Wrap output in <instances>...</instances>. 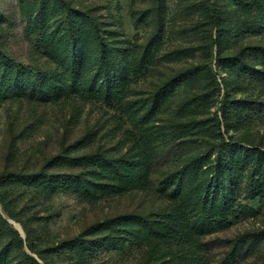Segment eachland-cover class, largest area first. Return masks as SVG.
I'll return each mask as SVG.
<instances>
[{
    "label": "rangeland",
    "instance_id": "374dc122",
    "mask_svg": "<svg viewBox=\"0 0 264 264\" xmlns=\"http://www.w3.org/2000/svg\"><path fill=\"white\" fill-rule=\"evenodd\" d=\"M214 2L218 26L210 0H0V77L19 87L0 94V177L32 176L0 181V264H223L233 249L234 264H264V76L235 59L264 70V0ZM68 6L93 16L106 42L107 98L83 91L104 79L101 47ZM60 155L125 164L51 163ZM41 172L83 181L43 190L32 181ZM216 185L228 199L216 196L201 224ZM133 214L151 224L90 230Z\"/></svg>",
    "mask_w": 264,
    "mask_h": 264
},
{
    "label": "trees",
    "instance_id": "16d2710c",
    "mask_svg": "<svg viewBox=\"0 0 264 264\" xmlns=\"http://www.w3.org/2000/svg\"><path fill=\"white\" fill-rule=\"evenodd\" d=\"M210 5H211L214 21H215L216 25L218 26L220 24L219 10H218L214 0H210ZM68 11L82 16L87 22L90 23L91 28L95 31L97 38L99 39V43H100V47H101L99 50V53H98V57H99L98 69L104 74V79L100 84H96L95 77H92L89 84L84 86L83 91L87 92L89 94L91 92H94L98 95H102L103 97L107 98L110 95L111 84H110V79H109V76L107 74L106 67H105V59H106L105 46H106V42L100 34V28H99L96 20L94 19V17L91 16L90 14H88L87 12L72 8L71 6H68ZM68 40H69L70 47H71V55H70L71 56V58H70L71 73H70L69 79H70L72 84L70 87L73 90L80 92L81 88H79V85L81 87L82 84L78 81L76 66H77V61H78L80 55L82 54V46L80 44H78L79 42H78L77 28L74 25L68 26ZM235 59L241 65L247 67L248 69H252L257 75H259L261 77L264 76V70L254 68L252 65H250L244 59V57H242V55L236 56ZM0 60L7 61L6 55L2 51H0ZM11 66L13 68H16L18 73L23 68V66L21 64H18V65L13 64ZM8 71H10V70H8ZM10 76H11V72H6L4 77L3 76L0 77V90H1L0 94L5 96V97L15 96V95H17L18 90H19V87L15 84V82L12 79H10ZM50 79L52 80V78H50ZM34 84H35V89H38V91H41L42 84L40 82V77L38 75L34 76ZM4 85H8V86L4 87ZM35 89H34V92H36ZM226 147H230V145H227ZM97 157H99L100 161L108 162L109 165H114L115 163H124L125 164V160L122 158L112 159V158H107L105 156H93V155L77 156V157L70 156V155H66V156L60 155V156L53 157L51 159V163L56 162L58 164L82 165V164L91 163L92 161L96 160ZM31 177L32 176L27 177V175L25 176V175H21V174L12 173L10 175H6V176L4 175V176L0 177V181L9 182L12 180H17V179L22 180L23 178H24V180H26V179H30ZM32 181L37 182L40 186H42L41 188L43 190H45V189L47 190L48 188H51V189H54L56 191H66L67 192L70 190L75 191V189H77V187L80 186V183L83 181V179H82V176H78V175L76 176L74 174L68 175V174H55V173L41 172V173L37 174L35 176V179H33ZM217 186L218 185L214 186V188L210 190L209 194H207L205 196V198H204L205 200H203L199 205L201 215H200L198 220L201 224L205 225V223L208 221V216H207L208 215V208L207 207H210V208L213 207L212 205L214 204V201H215L213 199H215L216 196L221 198L222 204L224 203V200L228 199L229 195H227V191L224 190V193H226V196H223L224 195L223 191H222L223 189H220L218 192L216 189ZM209 199H211V203L209 202ZM125 219H135V220H139V221L143 222L144 224H151L149 222V220H147V218H145L144 216H139V215L133 214L130 216H123V217L111 219V220H108V221L103 222V223H97V224L93 225L90 228V230H96L97 228L102 227V226L108 227L111 224H114L115 222L125 220ZM198 226H200V225H198ZM75 243H76L75 240L63 242L61 245L57 246L55 249L51 248L48 251L47 250L44 251V253L55 254L58 252H66L67 250L73 249ZM195 260H196V258H195ZM236 261H237L236 249H233L227 255L223 264H234ZM180 263L183 264L182 258H181ZM188 264H191V262H189ZM196 264H199V263H196Z\"/></svg>",
    "mask_w": 264,
    "mask_h": 264
}]
</instances>
